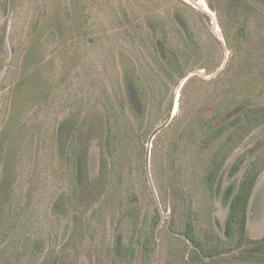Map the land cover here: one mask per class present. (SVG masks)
<instances>
[{
    "label": "rangeland",
    "instance_id": "1",
    "mask_svg": "<svg viewBox=\"0 0 264 264\" xmlns=\"http://www.w3.org/2000/svg\"><path fill=\"white\" fill-rule=\"evenodd\" d=\"M209 1L218 8L224 0H0V264H113L130 244L132 225L122 217L121 206L112 209V199L106 196V169L98 181L106 107L114 100L116 114H121L117 100L127 102V85L136 103L125 105L121 121L130 123L139 148L149 151L150 179L160 209L175 219L172 230L168 219L162 222L158 264H179L176 259L189 252L191 240L183 234L188 222L199 240L210 242L208 231L224 237L230 196L252 162V172L263 170L249 201L247 233L254 240L263 237L264 124L232 152L212 196L203 185L196 142L181 138L198 109H205L202 114L208 119L223 113L226 103L235 107L242 96L237 91L222 103L223 81L212 83L231 53ZM176 15L184 28L175 23ZM179 27L185 30L179 33ZM188 33L201 46L180 67L187 77L179 84L171 82L152 100L159 62L169 56L168 50L160 55L156 44L184 46ZM131 69L134 78L126 84L124 72ZM188 78L196 80L184 91ZM207 95L214 96L213 103L204 108ZM252 105H264V94ZM76 125L82 130L76 142L75 182L82 186L85 176L91 182L84 217L99 199H106L102 218L92 221L93 236L82 230L81 210L72 208L78 199L69 192L66 163L56 161L59 150L65 157L71 149ZM241 156L245 163L228 179V168ZM133 173L131 181L125 174L119 182L118 197L125 201L132 189L139 199V219L147 216L150 225L155 197L148 179ZM12 210L18 213L11 215Z\"/></svg>",
    "mask_w": 264,
    "mask_h": 264
},
{
    "label": "trees",
    "instance_id": "2",
    "mask_svg": "<svg viewBox=\"0 0 264 264\" xmlns=\"http://www.w3.org/2000/svg\"><path fill=\"white\" fill-rule=\"evenodd\" d=\"M209 2L210 8L218 14V24L223 33L226 47L231 53L228 62L220 71L219 78L216 81H212V83L217 84L216 82L223 81L221 92L224 100L222 103L227 101L237 91L242 96L235 107L230 103H226L223 113L208 119H206L207 116L202 114L205 109H198L193 115L194 121L181 134V138L185 135V140L196 142L197 154L201 155L200 160L202 159L203 161L201 162L203 185L207 191L215 192L218 189L216 186H219L221 182L222 172L232 152L239 148L247 135L256 126L264 124V105H252L257 98L264 94V0H224L223 5L218 8L211 1ZM174 21L181 27H185V23L181 21L179 16L176 15ZM181 27H179V33L185 30ZM189 34L185 35V45L181 47L170 48L166 41L165 44H156L160 55H164L165 51L168 50L169 56L167 60L159 62L161 69L158 72L156 88H151L152 100L155 99V96L161 95L164 92L163 89L166 91L165 87L171 82L179 84V81L181 82L187 77V70H183L180 67L188 59L195 57L201 46L197 38H190ZM188 47L190 49L189 52L187 51ZM133 70L124 72V83L130 84L129 81L134 78ZM194 80L196 79L188 78L184 82V91ZM140 81L141 76L139 74V85H141ZM139 91L143 95L140 86ZM126 96L127 102L123 98L117 100L121 109L119 116L116 114L117 108L114 100L110 104L112 105L111 107H106L108 115L104 122L105 136L101 140L98 181L101 182L103 180L104 169H106L108 179L112 182H109L110 187L106 194L112 199L113 205L111 208L114 209L113 207L115 206V210H117L116 206H121L122 217L124 216L125 219H128L132 225L131 242L123 249L120 257L115 261L113 260V264H151L152 260L154 262L155 249L158 244L154 237L161 213L157 206L153 207L152 222L147 225V216L142 215V219H139L135 205L139 199L135 196L132 189L128 191L129 195L125 201L118 197L119 182L123 180L125 174L131 181L134 174L133 171L136 170L139 177L143 181H147L146 154L139 148L136 142L137 139L132 134L130 123L126 122L127 124H124L121 121V117L125 116L123 112L125 105L128 103L132 107L133 101L136 103L135 92L131 87L129 88V85L126 87ZM207 96L209 97L205 99L204 108L213 103L212 98L214 96ZM158 98V101L162 100L161 97ZM193 125H197L198 129L193 128ZM81 130L82 125L80 128H78V125L75 128L73 127L71 149L68 150L65 157L62 150H59L56 161L60 164L64 160L66 163L69 192L71 190L73 196L78 199L77 205L72 208L76 212L81 210L82 226L84 227L82 230L89 236H93L95 234L93 225L96 222L92 221L95 218L97 220L102 218L106 208V199H95L96 201L98 200L96 209L87 217H84L85 209L82 206L91 182L86 176L83 179L82 186L79 187L75 182L76 142ZM86 130L89 131V126ZM255 148V151L260 149L259 146ZM169 150L171 148L167 149V151ZM205 153L208 155L203 160ZM128 155L131 157L129 158ZM128 159H130L131 163H127ZM244 163L243 156L237 158L228 168L227 178L233 179ZM252 163H250L237 188L230 196L228 211L223 224L224 237L208 231L211 235L210 242H205L203 237L199 240L198 236L193 234L192 223L188 222L186 224L187 231L184 230L183 234L185 233V236L190 238L191 248L189 252L182 253L175 262L179 264H217L223 261L224 263L233 262L234 264H264V235L262 238L254 240L247 233L249 201L258 177L263 170V168H260L252 172ZM59 164L57 165L58 169H60ZM54 171L58 172L59 170L54 169ZM68 176H70V179ZM211 192L209 193L210 196H212ZM26 197L27 193L24 198ZM99 198H101V195ZM14 212L18 213L16 210H12L11 215ZM114 218L113 216L112 219ZM174 222L175 219L173 220L171 217V230L174 227ZM206 258H209L210 261H206Z\"/></svg>",
    "mask_w": 264,
    "mask_h": 264
},
{
    "label": "water",
    "instance_id": "3",
    "mask_svg": "<svg viewBox=\"0 0 264 264\" xmlns=\"http://www.w3.org/2000/svg\"><path fill=\"white\" fill-rule=\"evenodd\" d=\"M171 117H172V115H170L169 120L171 119ZM163 127H164V125L158 127V128H157V129L151 134V136H150V138H149V141H150V142H151V140L153 139V137L155 136V134L158 133V132H160V130H161ZM148 159H149V151H147V153H146V175H147V179H148L149 187H150V189H151V191L153 192L154 197H155V203H156V206L158 207V209H159V211H160V213H161L160 221H159V223H158V225H157V228H156V230H155V237H154V238H155V241L158 242V234H159V231H160V228H161L162 222H163L164 219H168V220H169V221H168V226H169L170 221H171V216H170V215H165V214H163L162 211H161V209H160V204H159L158 198H157V196H156V194H155V192H154V188H153V186H152L151 179H150L149 166H148ZM187 242L191 244L190 241L187 240ZM159 256H160V254H159V246L157 245V246H156V249H155V259H154L153 264H158V263H159ZM206 260H209V258H206Z\"/></svg>",
    "mask_w": 264,
    "mask_h": 264
}]
</instances>
